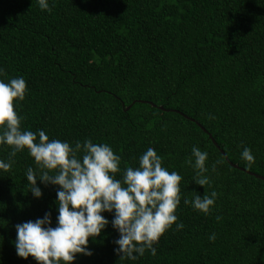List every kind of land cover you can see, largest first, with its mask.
<instances>
[{"label": "trees", "instance_id": "16d2710c", "mask_svg": "<svg viewBox=\"0 0 264 264\" xmlns=\"http://www.w3.org/2000/svg\"><path fill=\"white\" fill-rule=\"evenodd\" d=\"M0 68L5 82H27L25 99L14 102L25 130L73 146L107 143L121 169L138 167L153 147L183 177L189 199L193 190L218 193L208 215L182 197L184 228L165 231L156 256L118 260L109 225L89 238L93 255L74 264H264V180L255 175L264 177V0H55L51 12L36 0H0ZM194 145L209 153L205 189L184 163ZM9 149L0 146V159ZM29 166L25 150L0 173V264H37L16 254L17 223L51 210L55 226V186L38 181L43 197L34 198Z\"/></svg>", "mask_w": 264, "mask_h": 264}, {"label": "clouds", "instance_id": "9594fccd", "mask_svg": "<svg viewBox=\"0 0 264 264\" xmlns=\"http://www.w3.org/2000/svg\"><path fill=\"white\" fill-rule=\"evenodd\" d=\"M39 8L52 11L55 0H36ZM4 74L0 68V75ZM29 91L25 78L0 79V146H10L6 159H0V173L10 172L17 153L27 150L35 168L29 166L24 176L29 191L36 199L43 197L39 184L55 186L57 215L53 226L51 210L42 218L15 225L13 241L16 254L37 264H74L78 255L92 256L89 238L101 236L109 225L118 233L112 241L118 260H138L145 252L157 255L160 237L175 223L183 229L176 211L181 204L205 215L214 209L218 193L205 191L203 196L192 191L191 199L181 192L183 177L169 171L153 147L139 156V166L121 169V156L107 143H94L91 138L70 144L67 140L50 139L43 129L36 132L22 127L23 117L14 109L15 101L25 99ZM209 118H214L209 116ZM209 153L198 146L184 163L194 170L193 182L211 186L207 161ZM241 158L251 167L255 162L251 148L245 147ZM217 164L220 161L216 162ZM211 170L215 171V164ZM117 173L121 178H117ZM105 213L111 215V220ZM217 220L221 217L217 216ZM216 233L208 236L215 241Z\"/></svg>", "mask_w": 264, "mask_h": 264}, {"label": "water", "instance_id": "95a60500", "mask_svg": "<svg viewBox=\"0 0 264 264\" xmlns=\"http://www.w3.org/2000/svg\"><path fill=\"white\" fill-rule=\"evenodd\" d=\"M153 105V104H152ZM159 108H161V109H163V107L162 106H158ZM127 108V107H126ZM185 117H188V116H185ZM189 118V117H188ZM190 119H192V118H190ZM210 135V134H209ZM210 137H211V135H210ZM212 140H213V138H212ZM214 141V140H213ZM221 152H222V154L225 156V158L227 159V156L225 155V153L223 152V150L221 149ZM230 164L231 165H233L234 167H238V165H236V164H233V163H231L230 162ZM242 169V168H241ZM248 173H250V174H252V172H250V171H248ZM254 174V173H253ZM256 176H258V177H260L261 179H263L264 180V177H262V176H260V175H257V174H255Z\"/></svg>", "mask_w": 264, "mask_h": 264}]
</instances>
